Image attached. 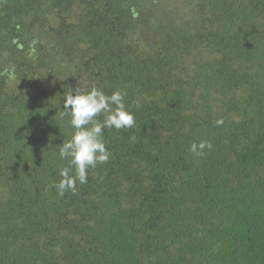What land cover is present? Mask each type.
Masks as SVG:
<instances>
[{"label":"trees","instance_id":"obj_1","mask_svg":"<svg viewBox=\"0 0 264 264\" xmlns=\"http://www.w3.org/2000/svg\"><path fill=\"white\" fill-rule=\"evenodd\" d=\"M13 67L0 264H264V0H0ZM93 86L136 124L105 129L109 161L60 196L65 95Z\"/></svg>","mask_w":264,"mask_h":264},{"label":"clouds","instance_id":"obj_2","mask_svg":"<svg viewBox=\"0 0 264 264\" xmlns=\"http://www.w3.org/2000/svg\"><path fill=\"white\" fill-rule=\"evenodd\" d=\"M0 75L6 76L8 80H15V68H6ZM125 96L126 93L120 90L107 95L96 86L84 92L76 87L65 95L63 109L71 117L69 125L74 132L58 149L59 158L69 162L68 167L60 170L62 179L54 184L60 196H64L68 190L75 193L77 181L80 184L88 182L89 169L109 161L111 153L103 139L105 129L120 130L135 127V116L126 108ZM101 115L103 120L97 119ZM215 123L221 125L223 119ZM132 139L135 137L133 136ZM206 147L211 149V144L201 141L199 144L193 143L190 151L201 156ZM73 170L75 174L70 175Z\"/></svg>","mask_w":264,"mask_h":264}]
</instances>
